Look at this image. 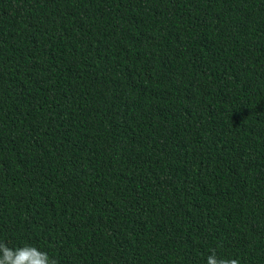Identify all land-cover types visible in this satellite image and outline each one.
Returning a JSON list of instances; mask_svg holds the SVG:
<instances>
[{
	"label": "trees",
	"instance_id": "trees-1",
	"mask_svg": "<svg viewBox=\"0 0 264 264\" xmlns=\"http://www.w3.org/2000/svg\"><path fill=\"white\" fill-rule=\"evenodd\" d=\"M0 241L264 264V0H0Z\"/></svg>",
	"mask_w": 264,
	"mask_h": 264
},
{
	"label": "clouds",
	"instance_id": "clouds-1",
	"mask_svg": "<svg viewBox=\"0 0 264 264\" xmlns=\"http://www.w3.org/2000/svg\"><path fill=\"white\" fill-rule=\"evenodd\" d=\"M0 264H57V261L36 246L24 244L10 248L0 241ZM206 264H240L238 259L218 258L215 251L207 257Z\"/></svg>",
	"mask_w": 264,
	"mask_h": 264
}]
</instances>
